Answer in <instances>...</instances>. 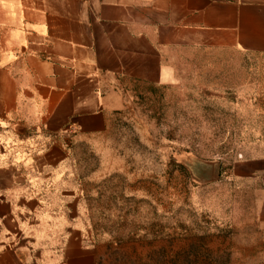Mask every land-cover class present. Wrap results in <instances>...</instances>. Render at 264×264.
Listing matches in <instances>:
<instances>
[{
    "label": "crops",
    "instance_id": "0c3cea01",
    "mask_svg": "<svg viewBox=\"0 0 264 264\" xmlns=\"http://www.w3.org/2000/svg\"><path fill=\"white\" fill-rule=\"evenodd\" d=\"M3 1L0 264H98L87 161L126 82L171 86L179 64L237 55L264 73V0ZM228 176L252 198L264 264V139Z\"/></svg>",
    "mask_w": 264,
    "mask_h": 264
},
{
    "label": "rangeland",
    "instance_id": "374dc122",
    "mask_svg": "<svg viewBox=\"0 0 264 264\" xmlns=\"http://www.w3.org/2000/svg\"><path fill=\"white\" fill-rule=\"evenodd\" d=\"M222 59L177 65L171 86L121 85L124 108L87 161L98 264L261 262L252 198L228 171L263 142L264 73L254 58ZM213 164L222 176L205 186Z\"/></svg>",
    "mask_w": 264,
    "mask_h": 264
},
{
    "label": "water",
    "instance_id": "95a60500",
    "mask_svg": "<svg viewBox=\"0 0 264 264\" xmlns=\"http://www.w3.org/2000/svg\"><path fill=\"white\" fill-rule=\"evenodd\" d=\"M207 172L209 173L208 177L206 178L207 174L205 171L202 172V170L198 173V181L203 183H209L210 181L216 180V174L219 166L217 164L208 165L207 166ZM204 170V169H203Z\"/></svg>",
    "mask_w": 264,
    "mask_h": 264
}]
</instances>
